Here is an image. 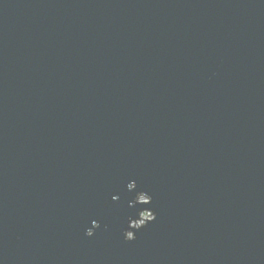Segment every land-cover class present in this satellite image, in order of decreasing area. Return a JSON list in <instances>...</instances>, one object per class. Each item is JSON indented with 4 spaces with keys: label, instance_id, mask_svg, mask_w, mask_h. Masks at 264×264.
<instances>
[{
    "label": "water",
    "instance_id": "obj_1",
    "mask_svg": "<svg viewBox=\"0 0 264 264\" xmlns=\"http://www.w3.org/2000/svg\"><path fill=\"white\" fill-rule=\"evenodd\" d=\"M0 264H264V0H0Z\"/></svg>",
    "mask_w": 264,
    "mask_h": 264
},
{
    "label": "clouds",
    "instance_id": "obj_2",
    "mask_svg": "<svg viewBox=\"0 0 264 264\" xmlns=\"http://www.w3.org/2000/svg\"><path fill=\"white\" fill-rule=\"evenodd\" d=\"M127 189L131 192H135L133 199L129 202V207L135 205H150L153 202V197L148 192L138 189V184L135 181H131L127 184ZM113 200H118V196H113ZM157 219V213L154 208L142 207L136 213V218L131 216L128 217L127 227L123 231L122 235L125 241L133 242L137 239L136 233L142 228L146 227L149 223L154 222ZM95 223V227H90L85 231L87 237H92L95 234V230L100 227L97 221H92ZM107 227V226H105Z\"/></svg>",
    "mask_w": 264,
    "mask_h": 264
}]
</instances>
